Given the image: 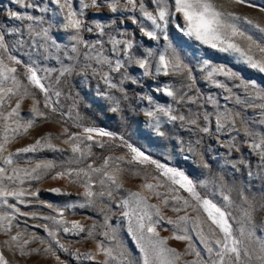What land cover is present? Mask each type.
<instances>
[{
  "label": "snow or ice",
  "instance_id": "1",
  "mask_svg": "<svg viewBox=\"0 0 264 264\" xmlns=\"http://www.w3.org/2000/svg\"><path fill=\"white\" fill-rule=\"evenodd\" d=\"M14 2L20 7L38 8L42 13L52 11L53 16L57 18L55 22L66 34V38L70 42V48L69 45L64 46L66 49L64 55L72 63L65 64L60 56L49 52V47L59 52L61 45L52 40L49 34L51 25L49 28L36 30L44 22L43 16L24 15L16 11L8 13L12 19L22 22L32 21V23L27 25L28 35L32 38L33 45L38 49H42V51L37 52L36 60H31L29 63L24 64V75L28 83L23 84L17 75V67L10 66V64L21 65L23 62L12 54V48L15 46H10L6 41V35L14 31L20 32L21 29H6L3 25H0V121H3L0 124V153L5 151L6 146L11 141L27 133L28 129L35 125L36 118H48L46 112L42 111L39 106L40 101L36 100L35 94L29 90L30 87L38 89L43 94L44 109L53 113L59 111V97L62 93L56 89L55 85L59 84L60 78L65 74L70 75L75 70L76 65L80 61V45L89 50L83 53L86 62L80 71L87 76L90 69L91 75L99 77L109 89H117L124 93L123 99H127L126 91L123 88L124 81L131 79L132 83H137L135 79H132L127 74V66L132 63L143 69V75L145 76L154 74L179 76L183 87H186L188 91L193 89L196 78L192 75V69L189 68L184 58L172 47L169 41L167 29L170 21L175 22L176 30L184 36L198 41L211 49L233 55L251 69L264 73V26L254 22L249 17L222 11L218 8L215 0H150L151 4L154 5L151 10L142 0H105L109 12L119 14L116 17L117 19L123 18L124 13H132L133 15L128 16L127 19L136 24L144 36L156 41L163 37L167 43L158 55L153 53L151 49H146L144 52L137 54L135 50L139 45L134 41V38L128 37L126 30L116 29L112 33L106 32V26L100 23H96L95 28L87 26L84 20L85 11L90 8L105 6L98 4L97 0H49V3L55 6L54 10L47 6L40 7L36 3H26V0H14ZM233 2L236 4L247 3L249 7H256V5L248 3V0H233ZM261 11H264V8H261ZM136 13H139L140 19L137 18ZM177 17L180 18L179 22H177ZM244 24H247L260 34L257 39H253L252 35L247 34L249 29L244 28ZM84 31L89 33L95 31L97 38L91 43L86 41L83 38ZM103 37H107V39H102ZM241 39L246 42L245 46L238 42ZM41 40L44 42L41 43ZM49 40L52 41L51 45L48 44ZM17 43H21V41H17ZM105 43L110 45L107 50L104 48ZM69 51L73 55H69ZM105 51H110L112 55H105ZM154 56L156 58L153 61ZM49 59H55L60 64V68L42 67L41 61H48ZM92 62L97 67H94ZM199 70L205 72L204 79L229 94L225 99L232 101L234 107H225L221 111L218 101L214 97L208 96L205 98V103L213 104L215 106L214 111H205L203 114H196L194 118L189 119L183 114H178V110L171 105H157L155 108L150 107L145 111V115L149 118L148 126L162 136L163 132L159 129L163 118L164 122L180 121L182 127L187 123L195 126L196 131L209 133L211 131L209 125L214 121L217 133L226 132L231 134L235 132L240 135L242 132L245 137L244 143L259 158L260 171L257 175L264 174V130L258 131L249 127L248 121L243 119L240 121L242 127H237V118L241 117V113L235 110V105L259 109L262 119L254 123L264 125V91L260 90L255 82L244 81L238 73L223 65L214 66L209 61L203 60L200 63ZM53 72H57L58 75L55 81L49 82ZM112 73L121 75L119 83L113 82ZM220 75L227 80L240 81L239 84H235L233 87L243 90V99L233 93L232 88H229L225 82L215 79ZM157 90L159 91V89ZM164 91L167 96L173 98L176 104H180L183 101H187L190 104L198 103V98L189 96L187 92L179 94V98H177L178 89L166 87ZM100 94L113 102L111 111L117 112L120 110L119 98L113 97L108 92ZM26 96L33 97V104L29 109L27 119L24 120V117L21 116L20 108L21 101ZM15 97H20V99L16 100L15 106L11 107L10 111H5V105ZM142 99H148L149 103H152L150 96L142 97ZM68 115L72 118L71 113ZM63 116L64 113H61L62 118ZM72 119L73 126L81 129V131L69 133L67 127L63 129L61 135L67 137L63 143L70 145L72 156L65 161L67 166L63 167V170L57 171L52 178L75 176V179L69 181L70 183H76L81 177L85 178L80 185L84 189L82 193L84 202L79 204V207H89L95 203L94 197H105L107 195V197L111 198L113 196L111 190H108L107 193L104 190L99 192L92 190L93 173L101 174L112 185H115L117 189L121 187L117 183L115 175L106 171L109 161L113 158L106 157L100 167H93L92 164H88L86 168H74L71 165L80 164L93 155L92 147L94 145L101 148L105 146L102 140L98 141L95 137L116 139L117 136L115 133L103 128L85 126L79 123L78 115ZM201 119L204 121L203 126L199 123ZM22 120H24L23 123H21ZM13 124L15 127L12 126ZM52 138V134L48 133L37 139L34 144L17 149L15 153L9 152L7 156L0 155V231L5 235L12 231V222L16 218L14 213L33 217L38 215L36 212H21L20 208L17 207V203L25 205L31 203V201L23 199L26 195H38V189L29 191L23 185L26 182L30 184L32 180L39 181L42 175H46L57 168V165L52 161L36 163L31 169L22 168L19 166V161L14 159V157H20L22 153L37 152L44 148L64 152V149H58L51 143H42V141H48ZM55 138L59 139L60 137L57 136ZM119 139L132 154L128 163H150L155 165L159 172V176L151 177L150 180L148 176H145L146 182L140 187L149 190L157 198H162L161 203L166 207L171 206L173 212L180 213L183 211L185 213L184 215H178L175 219L167 218V223L173 225L174 229L171 238L186 241L185 254L194 256V259L186 261L185 264H251L253 260L256 264H264V237L256 236L255 229L249 227L252 223L255 206L248 201L247 197L242 195L243 203L247 207L237 205L231 196L224 191L223 185L218 187L219 200L215 199L217 192L212 193L213 198L202 196L197 191V188H207L208 181H200L197 184L179 168L170 167L151 159L145 152L127 143L123 136H120ZM235 139L236 137L232 136L227 142L229 154H231L233 148H236ZM236 150L239 151L238 148ZM189 151H194V149L189 148ZM115 159L124 160V157H116ZM29 163L31 162L29 161ZM237 163L243 164L244 161L233 162L232 166L235 168ZM203 167L207 168V163H204ZM248 175L251 176L253 173L249 172ZM161 178L166 179L162 181ZM99 183L104 185L105 179H101ZM165 187L167 189L166 192L158 191V189ZM180 190L186 192L190 199L178 195L177 193ZM50 191L61 192L59 188L51 189ZM10 197L16 203H10ZM74 206L76 205L69 204L65 207L71 208ZM46 207L53 209L56 215L42 217V219L50 221L51 225L54 226L50 227L49 224H44L43 227L59 249L67 252L68 249L65 245L57 239V231L78 234L85 232L86 229L79 221L69 222L65 220L64 209H57L51 204L46 205ZM120 207L124 209L121 215L127 220L128 232L137 240L142 253V264H177L182 254L177 252L176 249L168 247L167 239L161 238L157 231V226L166 219L161 212V208L156 204L147 203V197L142 195L141 192L131 191L128 192L126 198L121 200ZM4 209L12 211H5ZM188 209H191L195 215H190L187 211ZM201 210L206 214V218L201 216ZM234 212H238L239 215H234ZM234 223L237 225L236 227H233ZM69 224L70 226H66ZM206 225L207 230H205ZM36 227H40V225H36ZM96 227L97 225L93 224L92 228L87 230L89 238L93 237V230ZM102 227L106 230L100 233L104 240L96 241L97 253H92L91 251L80 253L77 250L73 255L77 259L92 260L95 259L97 254H102L105 257L102 264H137L118 242L115 230L108 223L107 216ZM36 239L35 235H31L30 239H25L21 233H17L16 235H11L10 242L5 241V244L8 245L9 250L12 247H16L21 255H28L30 253L25 246ZM109 241H116L115 246L109 244ZM197 241L201 246L199 248L197 247ZM44 242L41 238V243ZM31 251L37 252L38 249H32ZM44 251L46 254L50 253L54 256L57 264H67L65 260L56 255L51 243ZM0 264H9L2 252H0Z\"/></svg>",
  "mask_w": 264,
  "mask_h": 264
},
{
  "label": "rangeland",
  "instance_id": "2",
  "mask_svg": "<svg viewBox=\"0 0 264 264\" xmlns=\"http://www.w3.org/2000/svg\"><path fill=\"white\" fill-rule=\"evenodd\" d=\"M98 4L105 5L103 7H94L85 11L84 20L87 26L95 28L96 23L105 25L106 32L114 33L116 29L126 30L128 37L134 38V41L139 45L135 50L137 54L144 52L146 49H151L153 53L159 54L163 50V46L167 43L161 37L158 41L151 40L144 36L136 24H133L128 16L132 13H124L123 18L117 19L119 14L109 12L105 0H97ZM142 2L151 10L154 5L150 0H142ZM26 3H36L40 7H49L55 9L54 5L49 3V0H26ZM218 8L225 12H233L240 16H246L251 18L254 22H257L264 26V0H248V3L256 5V7H249L247 3L236 4L233 0H215ZM10 11H16L24 15L43 16L44 22L37 27V31L41 28H49V34L52 40H55L57 44L61 45L59 52L56 49L49 47V52L54 55L60 56L65 64H70L65 55V45H69L70 42L66 38V34L63 33L59 25L55 22L56 17L53 16L52 11L42 13L38 8L20 7L14 0H0V25H3L6 29L20 28V32H12L6 35V41L12 48V54L22 60L21 65H11L17 67V75L19 76L23 84H27L26 76L24 75V64L29 63L31 60L37 59V52L42 51L38 49L32 43V38L28 35L27 25L32 21H19L9 17ZM137 18L140 19L139 13H136ZM177 17V22H179ZM244 28H248V35H252L253 39H257L260 35L255 29L250 28L247 24L243 25ZM169 41L172 47L180 53L189 68L192 69V75L196 78V83L191 91H188L186 87L182 86L181 77L179 76H164V75H143V69H140L138 65L132 63L127 66V74L137 81L132 83L131 79L125 80L123 88L126 91L127 99H123L124 93H121L117 89H109L106 84L99 79V77H93L91 70H88L87 76L84 72H81L83 64L86 62L83 53L89 50L80 45V61L76 65L72 74H65L60 78L59 84L55 87L62 94L59 97V111L51 112L50 110L43 108L44 97L38 89L31 88L30 91L35 94V99L40 101V108L46 112L47 119L36 118V123L32 128H29L27 133L18 136L15 140L11 141L6 146L2 156H7L9 152L15 153L17 149L27 147L30 144H34L37 139L45 136L48 133L52 134V139L48 141H42V143H51L58 149H64V152L52 151L48 148L39 150L37 152L22 153L20 157H14L19 161V166L22 168L34 167L36 163L45 161H52L57 165V168L53 169L46 175H42L39 181L32 180L29 183H25L23 187L28 188L29 191H38L37 196H25L23 199L31 201V203L19 204L21 212L31 213L36 212V217L30 215H19L14 213L16 217L12 222V231L8 235H5L0 231V252L9 261V264H57L54 256L50 253H45L51 243V246L55 249L56 255L62 260H65L67 264H102L105 257L102 254H97L95 259H77L74 253L79 250L80 253L89 252L97 253L96 241H103L104 237L100 235L102 231L106 229L102 227L107 216L108 223L115 230V234L118 238V242L123 249L131 256V258L142 264V253L138 246L136 238L128 232L127 220L122 217V209L120 202L127 197L129 191L141 192L142 195L147 197V203L156 204L161 208L162 214L165 216V220L157 226V231L161 238L167 239V246L176 249L181 253V259L177 261V264H185L186 261L194 259V256L185 254L187 247L186 241H180L172 239L173 225L167 223V218L175 219L178 215H184L182 211L180 213L173 212L171 206H164L161 203L162 198H157L149 190L141 188L140 186L146 182L145 176L151 177L159 176V172L155 168V165L150 163H128L131 159V153L124 143L119 139L123 136L127 143L132 144L134 147L145 152L151 159L158 161L161 164H166L170 167H177L184 171L189 177L197 184L200 181H208L207 188L198 187L197 191L202 196L213 198L212 193L217 192L215 199L219 200L218 187L224 186V191L228 193L232 200L237 205H243L242 195L248 198V201L255 206V211L252 216V223L249 227L255 229L256 236L264 237V174L257 175L260 171L259 158L252 153L250 147L244 143L245 137L241 132L237 135L235 132L217 133L215 131V123L209 125L211 131L209 133H203L195 130V126L188 125L181 126L180 121L175 122H162L160 124V131L163 135H158L156 131L148 126L149 118L145 115V111L150 107L155 108L159 106L171 105L178 110V114H183L187 118H194L196 114H203L205 111L213 112L214 105L205 103V98L212 96L218 101L221 111L227 108H233L234 104L230 100H226L225 97L229 94L221 88H217L209 81L204 79L205 72L199 70L200 63L203 60H207L211 65L219 66L223 65L232 71L238 73L244 81H252L258 86V88L264 91V73H259L255 69H251L246 64L242 63L237 57L228 53H222L218 50L211 49L206 45L200 44L182 33L176 30L175 22H171L167 29ZM59 37V39H57ZM83 38L88 42H93L97 35L94 32H83ZM102 39H107L103 37ZM21 41V43H17ZM43 43L44 41H40ZM242 46L246 45V42L238 40ZM52 41L49 40L48 44L51 45ZM104 48L107 50L110 45L104 44ZM105 55L111 56L110 51H105ZM69 55H73L69 51ZM153 57V61L155 60ZM6 63H10L5 61ZM93 66L97 67L94 62ZM42 67H55L60 68V64L55 59H49L48 61H41ZM105 70H107L105 68ZM123 71V70H122ZM58 73L53 72L51 80L55 81ZM113 82L119 83L121 75L119 73H112ZM218 81H223L229 88H232L233 93L239 95L242 99L244 92L241 88H235L233 85L239 84V80H227L224 76L220 75L215 78ZM171 87L178 89L179 94L187 92L189 96L198 98L197 104H190L187 101H183L180 104H176L172 97L166 95L164 89ZM159 89V91L157 90ZM198 90V91H197ZM108 92L113 97L120 99L119 111H111L112 101L104 98L100 93ZM151 97L152 103H149L148 99H142V97ZM20 97L13 98L8 104L5 105V111H10L11 107L15 106L16 100ZM33 104V97L26 96L21 101V116L24 120L27 119L29 109ZM191 110V111H190ZM235 110L241 113V117L237 118V127H242L241 119L248 121L249 127L256 130H264V125L254 123L262 119L260 116V110L251 107H245L243 105H235ZM61 113H64L63 118ZM79 116V123L85 126H95L103 128L109 132L115 133L117 138L110 139L109 137H95L98 141H103L105 146L103 148L99 146L92 147L93 155L89 156L80 164H73L71 167L79 168L88 164H92L93 167H100L106 157H112L109 161L106 171L112 175H115L117 183L121 185L119 189L115 185H112L110 181H107L101 174H92V190L99 192L104 190L106 193L108 190L113 192L111 198L107 197H94L95 203L89 207H79V204L84 202L82 193L84 189L80 186L85 178L77 180L76 183H70L71 179H75V176L53 179L57 171L63 170V167L67 166L65 161L72 156L70 145L63 143L66 136L61 135L63 129L67 127L69 133L80 132L73 126V119ZM21 121V123L24 122ZM3 121H0L2 124ZM203 126L204 121H199ZM15 127V125H12ZM59 136V139L55 137ZM235 136L236 148L231 150L229 154V148L227 142ZM199 141V143H197ZM189 148L194 151H189ZM239 149L237 151L236 149ZM124 157V160H117L116 157ZM187 157V158H186ZM243 160L244 163H237L234 168L233 162ZM29 161L31 163H29ZM207 163L208 167H203V164ZM251 172L253 175L249 176ZM105 179V184L101 185L99 181ZM166 178H161L165 180ZM155 182V181H151ZM178 187V186H176ZM59 188L60 193L50 191L51 189ZM160 192H166L167 189H158ZM70 193V194H66ZM178 195L188 197V194L183 190H180ZM10 203H16V201L9 198ZM43 202V203H41ZM194 203V202H193ZM51 204L57 209H64V219L71 221H79L86 229L81 233H63L57 231V239L65 245L68 249L67 252L62 251L52 241V238L48 236L43 225L49 224L50 221L42 219L44 216L56 215L53 209L46 207ZM76 205L71 208H66V205ZM5 211H12L10 209H4ZM190 215L191 209L187 210ZM234 215H239L238 212H234ZM201 216L206 218L201 210ZM210 224V222H208ZM96 224L97 227L93 230V237H88V229L92 228V225ZM40 225V227H36ZM66 226H70L66 225ZM237 225L234 223L233 227ZM207 230V225L205 226ZM21 233L25 239H30L31 235L37 237L36 240L31 241L25 246L26 250L30 253L28 255H21L20 251L16 247H12L9 250L5 241L10 242L11 235ZM41 238L45 241L41 243ZM195 238V237H194ZM109 244L115 246L116 241H109ZM197 247H201L197 241ZM32 249H38L37 252H32ZM251 264H256L253 260Z\"/></svg>",
  "mask_w": 264,
  "mask_h": 264
}]
</instances>
